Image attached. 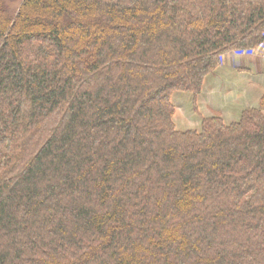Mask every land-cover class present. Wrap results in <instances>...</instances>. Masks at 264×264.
<instances>
[{
    "label": "trees",
    "instance_id": "16d2710c",
    "mask_svg": "<svg viewBox=\"0 0 264 264\" xmlns=\"http://www.w3.org/2000/svg\"><path fill=\"white\" fill-rule=\"evenodd\" d=\"M264 0H0V264H264V97L174 122Z\"/></svg>",
    "mask_w": 264,
    "mask_h": 264
},
{
    "label": "rangeland",
    "instance_id": "374dc122",
    "mask_svg": "<svg viewBox=\"0 0 264 264\" xmlns=\"http://www.w3.org/2000/svg\"><path fill=\"white\" fill-rule=\"evenodd\" d=\"M228 53H232V54L236 53V54H240V56H248L252 53H258V55L256 56H259V59H263L264 43L249 51L239 50V49L227 50L222 54V56L227 55ZM250 57H254V56L250 55ZM220 63L218 64V66L220 65ZM220 73L222 75V72ZM222 77L225 80V84L221 85L222 87L217 86V88H215V90H213L211 94L208 95L209 97L203 99V102H201L203 103L202 105L201 104L196 105L195 106L197 107L196 111H193L192 107L190 106L186 107L185 104H183V106L180 109L175 110L174 121L178 129L189 130V129H197L198 127L200 128L202 119L210 116L209 112L211 111L209 109H211L213 106L223 109V111L218 109V111L213 114L214 116L215 115L220 116L224 120V122L231 123L233 121L238 120L240 117L238 115L239 117L237 119L234 118L233 115L235 112H238L240 111V109L242 110L243 108L246 109L245 106L249 107L255 104H259L261 98L264 97V90L254 85L253 83L251 82L246 83L247 86L244 87L245 79L241 74H235L234 77H228V75H222ZM176 93H180V92H175L174 94ZM182 94H186V93L183 92ZM186 95L190 97L189 100H192V98L194 97L192 93H187ZM174 103L176 104L175 101ZM222 115L224 116V118L222 117Z\"/></svg>",
    "mask_w": 264,
    "mask_h": 264
},
{
    "label": "crops",
    "instance_id": "0c3cea01",
    "mask_svg": "<svg viewBox=\"0 0 264 264\" xmlns=\"http://www.w3.org/2000/svg\"><path fill=\"white\" fill-rule=\"evenodd\" d=\"M254 56V57H250ZM248 56H240V54H232L228 53L227 55H223L221 57V63L218 67H216L211 73H209L204 80L202 89L197 96L192 98V100H189L190 97L187 96L186 94H182L183 92L176 93L173 95V99L176 102V109H180L183 104H185L186 107H192L193 111H196L195 107L198 104H203V99H206L209 97L208 95L211 94L217 86H221L225 84V80L222 77V75H228V77H234L235 74H241L244 77V87L247 86L246 83H253L254 85L260 87L261 89L264 90V58L259 59L258 53H252ZM260 55V54H259ZM262 56V55H261ZM255 65H254V64ZM263 68V69H262ZM222 72V75L220 72ZM219 72V73H218ZM222 87V86H221ZM209 93V94H208ZM210 99V98H209ZM259 102V101H258ZM214 103V102H212ZM258 104L249 106V107H255ZM246 108H249L248 106H245ZM220 109L223 111L221 108H217L213 106L211 109H209L211 112H209L211 117L215 112ZM244 110V108L238 112H235L233 117L238 118L241 114V112ZM232 113V112H229ZM225 114V113H224ZM223 114V115H224ZM222 117L224 118V116ZM239 115V116H238ZM207 116V115H206ZM204 116V117H206ZM214 116V115H213ZM230 121V120H228ZM175 122V121H174ZM229 123V122H227ZM199 128V127H198ZM197 128V129H198Z\"/></svg>",
    "mask_w": 264,
    "mask_h": 264
}]
</instances>
